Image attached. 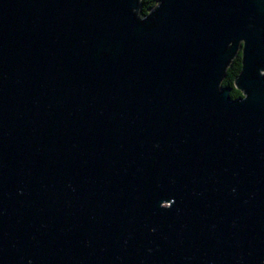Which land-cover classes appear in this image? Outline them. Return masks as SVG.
Segmentation results:
<instances>
[{
  "label": "water",
  "instance_id": "95a60500",
  "mask_svg": "<svg viewBox=\"0 0 264 264\" xmlns=\"http://www.w3.org/2000/svg\"><path fill=\"white\" fill-rule=\"evenodd\" d=\"M0 264H264V0H0Z\"/></svg>",
  "mask_w": 264,
  "mask_h": 264
},
{
  "label": "trees",
  "instance_id": "16d2710c",
  "mask_svg": "<svg viewBox=\"0 0 264 264\" xmlns=\"http://www.w3.org/2000/svg\"><path fill=\"white\" fill-rule=\"evenodd\" d=\"M156 1L157 0H141V14H146L147 11L156 3ZM240 68H241V52H239L237 56H235L232 59L230 65L226 70L225 77L221 82L222 86L232 87L230 91L231 97H237L241 94V92L233 86L234 79L238 74Z\"/></svg>",
  "mask_w": 264,
  "mask_h": 264
}]
</instances>
